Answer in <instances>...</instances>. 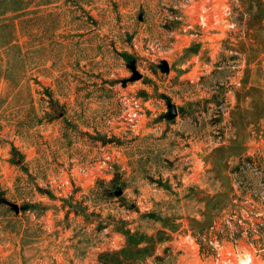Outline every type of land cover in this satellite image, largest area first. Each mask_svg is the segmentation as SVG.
Returning a JSON list of instances; mask_svg holds the SVG:
<instances>
[{"label": "rangeland", "instance_id": "1", "mask_svg": "<svg viewBox=\"0 0 264 264\" xmlns=\"http://www.w3.org/2000/svg\"><path fill=\"white\" fill-rule=\"evenodd\" d=\"M23 1L0 6V264H264V0Z\"/></svg>", "mask_w": 264, "mask_h": 264}, {"label": "built area", "instance_id": "2", "mask_svg": "<svg viewBox=\"0 0 264 264\" xmlns=\"http://www.w3.org/2000/svg\"><path fill=\"white\" fill-rule=\"evenodd\" d=\"M198 255H200L198 253ZM218 257L216 258V261L213 263L211 260H209L208 257L205 256L204 252L203 255L198 256L197 263L196 264H257L252 256H245L239 260H233L231 257L225 258L224 254L222 255V252H217ZM207 256H210L207 254ZM177 264H189L187 260L182 259L181 262H177Z\"/></svg>", "mask_w": 264, "mask_h": 264}, {"label": "trees", "instance_id": "3", "mask_svg": "<svg viewBox=\"0 0 264 264\" xmlns=\"http://www.w3.org/2000/svg\"><path fill=\"white\" fill-rule=\"evenodd\" d=\"M11 1H12L11 4H8L5 0L4 1L0 0V6L2 4L5 5L4 10L2 9V12H3L2 14L6 13L7 11H19L25 8L26 6V2H24L23 0H11ZM157 258L163 260L165 256L160 255Z\"/></svg>", "mask_w": 264, "mask_h": 264}, {"label": "water", "instance_id": "4", "mask_svg": "<svg viewBox=\"0 0 264 264\" xmlns=\"http://www.w3.org/2000/svg\"><path fill=\"white\" fill-rule=\"evenodd\" d=\"M164 69L165 70L169 69V66H168L167 62L164 63ZM140 77H141V75L137 74V78H140ZM167 105H168V107L170 109L169 113H168V118H170V119L175 118L178 115L177 106L171 100L167 101ZM115 194L116 195H120L121 194V190L120 189L116 190ZM13 206H14L15 210H19V207L17 205H13Z\"/></svg>", "mask_w": 264, "mask_h": 264}]
</instances>
